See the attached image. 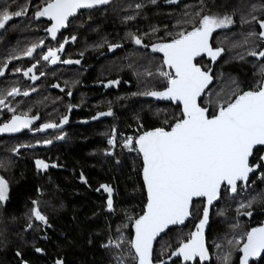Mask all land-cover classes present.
<instances>
[{
	"label": "snow or ice",
	"instance_id": "obj_1",
	"mask_svg": "<svg viewBox=\"0 0 264 264\" xmlns=\"http://www.w3.org/2000/svg\"><path fill=\"white\" fill-rule=\"evenodd\" d=\"M156 2L157 0H151L152 4ZM166 2L177 3V0H166ZM110 3L111 0H43V3L37 6L32 18L35 20L45 18L49 21V25L44 30L52 40H56L57 33L67 28L71 23L70 18L77 17L80 10L97 9ZM135 7L140 9L142 5L136 4ZM28 10L27 3L12 10L10 0H3L0 4V30L7 31L6 26H11L9 22L14 18L26 16ZM253 11H255L254 6ZM234 16L235 10L232 14L206 12L201 0V7L197 11L185 12V19L178 20L177 25H174L177 27L190 24V29L179 27L175 32H167L166 35L170 37L167 41L146 45L142 36L135 33L127 34L135 45L150 47L152 53L162 54V64L155 72L147 69L144 72L148 77L161 78L162 89L152 88L133 95L139 94L170 101L176 104L180 111L172 115L171 123L167 118L163 121L167 127L159 126L139 131L137 135L124 137L122 141L124 149L135 152L142 159L140 171L146 202L142 214L130 216L125 212V220L116 227L117 236L113 238L109 231L106 243L101 245L102 248L112 252L115 264H167L162 258L153 259V243L157 237H160L162 252L165 247L169 249L168 259L177 258L173 264H178L181 259L183 264H204L211 258L205 242V228L209 224L213 202L225 194H231L233 199L246 194L247 188L255 184V181L250 180V174L255 175L257 171L260 173L258 179L264 183V154L259 155L256 161H250V157L255 153L264 152V49L257 51L253 47L247 51L248 56L262 61L261 79L257 81V85L249 90H240L237 84L228 99L216 100L214 103L209 99L207 103L211 105V111L205 106L204 96L205 89L213 80L212 68L196 62L197 57H207L211 63H215L222 56L225 49L214 47L210 41L217 30L228 29L235 24ZM249 17L246 18L242 14L241 22L247 24L255 21L259 25V31L253 29L247 33V37H255L264 44V19H258L251 14ZM124 19L132 20L134 16H127ZM155 31L157 29L154 28L153 32ZM76 39L75 35L71 36L72 41ZM256 40L251 42L255 45ZM67 42L68 38H65L63 43L57 42L58 47H48L46 52L42 51L38 54L40 59L49 65L80 64V60H61L58 55L64 51ZM244 43H249V40L245 39ZM43 45L44 41L39 40L22 51L9 54L6 62L0 66V76L5 75L8 62L23 57L35 59L33 54ZM108 47L109 51H112L121 45L109 44ZM239 58L244 59V56L241 55ZM38 63L39 60L24 70L23 76L33 82L39 79L34 73ZM21 71V68H15V72ZM39 75L44 76L45 73L41 71ZM118 83V80L108 81L104 86ZM233 83L235 84V81ZM52 87L60 86L53 84ZM35 90V88L31 89V91ZM29 94L28 90L21 91L18 87L0 91V108H7V111L12 113L7 122L0 123V133H16L22 129H30L33 122L39 119L37 115L30 116L28 111L17 114L16 108L6 103L8 97L15 98L21 95L27 97ZM67 95L71 96V91ZM72 107L71 104L68 105L69 112ZM112 115L113 112L109 108L108 111L98 112L92 119ZM67 122L68 116L64 115L59 123L45 122L36 130L57 129ZM138 127L142 128V125ZM56 138L64 137L61 135ZM107 142L115 147V129L113 136ZM43 143L48 145L52 141L44 140ZM27 146L21 145V147ZM16 151L18 149H13V152ZM107 154L112 155L110 152ZM35 166L38 171L49 168V164L42 159L35 160ZM4 167L5 165L0 163V168ZM51 167L57 165L52 164ZM80 179L87 183L83 174ZM100 189L107 193V210L114 212L113 188L101 184L97 191ZM9 191V181L4 176H0V203L9 199ZM37 193L42 194L43 190L37 188ZM259 202H264V190L250 194L247 202H241L237 208V215L251 217L253 204ZM31 205L25 231L29 229L42 231L50 228L48 216L42 211V201L39 198L33 199ZM241 209L247 210L241 211ZM194 213L198 218L195 231L189 232L186 239H179L174 249L171 248L170 243L165 245L164 236L169 235L171 226L184 225ZM220 214L223 215L222 212ZM239 227L238 221L231 224V238L225 234L223 245L215 244L217 249L227 248L217 256L219 264H232L233 252L240 253L239 264H250V262L264 264V223L242 233L238 232ZM125 229H130V232L126 234ZM162 233L164 236H161ZM43 251L42 248L35 247V252L42 254ZM16 255L22 257L20 251H17ZM21 264L28 262L22 259ZM55 264H63V261L56 259Z\"/></svg>",
	"mask_w": 264,
	"mask_h": 264
},
{
	"label": "trees",
	"instance_id": "obj_2",
	"mask_svg": "<svg viewBox=\"0 0 264 264\" xmlns=\"http://www.w3.org/2000/svg\"><path fill=\"white\" fill-rule=\"evenodd\" d=\"M165 1L157 0L156 4H152L151 0H111L109 5L86 14L93 21L85 24L91 25L83 28L84 36L89 38L95 35L93 40L96 44L103 42L105 35L109 37L111 44H125L128 72L135 75L132 86L127 91L125 106L115 108L118 113L116 118L99 126L90 124L74 128L75 134H69L61 145L62 150L58 152L63 168L59 167L51 174L38 171L31 162V157L36 156L35 148L26 149L30 157L19 160V153L13 152V149L27 144L29 138L33 137L0 141V163L5 165L0 168V176H4L10 185L9 199L0 203V264H21L22 259L28 264H55L56 259L62 260L63 264H115L112 252L101 245L106 243L109 231L113 238L117 236L116 227L125 220V212L130 216L142 214L146 196L141 180V159L136 153L123 150H110L112 155H106L109 148L106 138L111 132L113 134V129H135L139 132L159 126L167 127L163 121L167 118L171 123L172 115L179 113V109L171 105L156 104L146 100L145 96L133 95L152 88L161 89L163 82L155 76L142 77L146 69L152 71L155 59L147 48L144 51L134 46L127 34L142 36L146 45L167 41L170 39L167 32H175L179 27L190 29V24L177 27L174 25H177L178 20L185 19V12L193 13L201 7V0H182L176 6H163ZM12 2L10 0L11 9L14 10ZM2 3L3 0H0V4ZM136 4H141L142 7L136 9ZM203 5L206 12L212 13L232 14L235 10V24L228 29L217 30L210 41L214 47L225 49L222 56L209 66L213 71L214 83L207 91L204 103L211 111V105L207 103L209 99L213 103L216 100H226L237 84L240 90H249L261 79L262 61H256L247 55V51L253 47L257 51L262 48V44L255 37H247L249 31L259 29L255 21L242 23L240 16L243 14L250 18L251 14L258 19H264V0H203ZM127 16H134V19L126 21L124 18ZM25 27L23 32L11 30V27L4 31L6 36L0 37V50L2 45L12 42V38H26L27 28L30 26ZM154 28L157 31L153 32ZM31 29L32 35L40 34L39 26L32 25ZM19 34L23 36L18 37ZM245 39L249 43L245 44ZM253 40H256L255 45L251 42ZM122 47L117 49L123 50ZM241 55L244 59L239 58ZM201 60V65L210 63L205 57H201ZM136 76H139L138 81ZM39 94L40 90H36L30 98L33 114L41 113ZM261 153H255L251 161H256ZM81 174L87 183L81 181ZM258 174L251 177L250 180L255 181V184L246 194L234 199L230 194L222 195L220 203L212 210L207 235L212 257L210 264H219L217 256L222 250H227L226 247L217 249L215 244L223 245L225 234L231 238V224L238 221V232L242 233L264 223V202L253 204L251 217L237 215L241 202H247L250 194L264 190V183L258 179ZM101 184L109 185L114 190V212H109L106 208L107 193L103 189L97 191ZM37 188L42 189L43 193H37ZM37 198L42 201V211L47 214L51 227L42 231H25L32 207L31 200ZM197 221L194 213L184 228L172 229L168 236H164L163 243H170L174 249L179 239L187 238ZM124 231L128 234L130 229ZM35 247L42 248L43 253L35 252ZM17 251L22 253V257L16 255ZM239 255V252H233L232 264H239ZM168 256L169 249L165 247L162 252V243L159 240L154 249V260ZM178 264H181L180 261Z\"/></svg>",
	"mask_w": 264,
	"mask_h": 264
},
{
	"label": "flooded vegetation",
	"instance_id": "obj_3",
	"mask_svg": "<svg viewBox=\"0 0 264 264\" xmlns=\"http://www.w3.org/2000/svg\"><path fill=\"white\" fill-rule=\"evenodd\" d=\"M12 1V8L14 10L17 9L19 5L26 3L29 5V10L26 16L14 18L13 21H10L9 25H11V28L6 26L7 29L10 28L14 31L18 30L19 32H23L26 30V25L30 27L27 28L28 33L26 38H12V42L8 45L1 46L0 58L2 59H0V66L6 62V57L9 54L22 51L32 43L43 40L44 45L38 48L33 54L35 59L23 57L19 60L8 62L5 75L0 76V91L11 87H18L21 91L28 90L30 92L29 96L24 97L21 95L15 98L8 97L6 103L16 108L17 114L28 111L30 116L37 115L39 121L29 131L15 137L1 138L0 141L16 137L24 139L27 136L28 138L33 137V140L29 138L27 144H25L28 145L27 147L17 148L18 151L16 152L19 153V160H25L26 157H30V153L25 151L26 149L30 150L31 148H35L34 153L36 156L31 157L32 164L36 168L34 161L37 159L44 160L49 164V168L45 170L43 174H51L52 171H57L59 167L63 168L62 164L59 162L58 152L62 150L63 146L61 145L67 140L69 134H75L74 128L86 127L90 124L99 126L104 122H109L112 121L113 118H116L118 113L115 108L116 106H125L127 91L132 86L131 82L134 80L133 77L135 74L131 75V73L128 72L127 59L125 57L126 51L124 48L125 44L121 45V47L123 46V50L115 48L109 51L108 46L111 42L107 35L103 37V42L100 41L96 44L95 40H93L95 35H91L88 38L84 36L85 34L82 32L85 26L91 25L85 24L93 21L91 18L86 17V14L94 11L96 12L106 5L99 6L97 9L92 10H81L77 17L70 19L71 23L67 28L57 33L56 40H52L44 30L50 22L45 18H41L40 20L32 18L37 6L42 4L43 0ZM32 25L39 26L38 30L40 34H31ZM73 35L77 37L75 41L71 40V36ZM4 36H6V34H4V30H1L0 37ZM21 36L23 35H18V37ZM65 38H68V42L65 44L64 51L58 53V55H60L61 60H80V64L66 65L57 63L56 65H49L47 62L40 59L39 53L42 51L46 52L48 47H58L57 42L63 43ZM134 46L142 49V47L135 44ZM147 49L155 59L154 65H158L159 62L162 64V54L152 53L150 47ZM142 50L146 51V48ZM37 60H39V63L37 64V68L34 69V73L39 79L33 82L23 76V71L27 70L31 64L36 63ZM201 61V57L196 58V62L200 63ZM15 68H21L22 71L17 73L15 72ZM41 71L45 73L44 76L39 75ZM117 80L119 81L118 84L108 87L104 86L108 81ZM53 84H58L60 87H52ZM33 88L40 90V114H33L30 106V98L34 93V91H31ZM61 88L64 90L61 91ZM69 91L72 93L71 96L67 95ZM69 104L73 106L70 112L68 111ZM109 108H111L113 112L112 116H102L95 120L92 119L98 112L108 111ZM64 115L68 116V122L61 127L57 129H46L44 131L36 130L45 122L59 123V120ZM11 116L12 113L8 112L7 108H0V123L7 122ZM61 135L64 137L63 139L56 138ZM44 140H51L52 143L45 145L43 143ZM68 143L69 141H67V144ZM106 155L108 154L106 153ZM52 164H56L57 167H51Z\"/></svg>",
	"mask_w": 264,
	"mask_h": 264
},
{
	"label": "water",
	"instance_id": "obj_4",
	"mask_svg": "<svg viewBox=\"0 0 264 264\" xmlns=\"http://www.w3.org/2000/svg\"><path fill=\"white\" fill-rule=\"evenodd\" d=\"M180 1H182V0H177V3H168V2H163L162 3V5L163 6H176ZM82 10H84V9H82ZM81 11V10H80ZM71 19V18H70ZM256 26L258 27V29H259V25L256 23ZM64 29H61L60 30V32L61 31H63ZM1 31V30H0ZM59 33V32H58ZM142 49H145L144 47H142ZM262 49H264V44H262V48H261V50ZM251 59H254V60H256L254 57H252V56H249ZM257 61V60H256ZM211 75L213 76V71H212V73H211ZM214 83V77H213V80H212V82L208 85V88L207 89H205V96L207 95V91L210 89V87L212 86V84ZM204 96V97H205ZM145 99L146 100H148V101H151V102H154V103H156V104H160V105H172L173 107H175V108H177V105L176 104H174V103H172V102H170V101H166V100H157V99H155V98H152V97H148V96H145ZM38 121H39V119H37V120H35L34 122H33V124L31 125V128L35 125V124H37L38 123ZM30 128V129H31ZM30 129H22L21 131H19V132H16V133H0V139L1 138H4V137H15V136H18V135H21L22 133H24V132H26V131H29ZM261 154H264V152H262ZM252 158L253 157H250V161L252 160ZM34 163H35V161H34ZM141 163H142V159H141ZM45 172V170H43L42 171V173H44ZM259 171H257V173H258ZM256 173V174H257ZM253 176V174H250V179H251V177ZM141 180H142V184H143V179H142V175H141ZM222 191H223V188H222ZM145 192V191H144ZM231 195V194H230ZM145 196H146V193H145ZM232 196V195H231ZM220 201H221V198L219 199V200H217V201H214L213 202V206L210 208V220H209V224L206 226V228H205V242H206V246L208 247V242H207V235H208V232H209V229H210V221H211V212H212V210L220 203ZM191 219H192V216H190L186 221H185V224L184 225H179V226H171L172 227V229H176V228H184L190 221H191ZM198 222V221H197ZM196 222V223H197ZM195 223V224H196ZM167 231V230H166ZM192 231H195V225H194V227H193V229H192ZM161 236H164V234L162 233L161 234ZM160 240V237H157V240L156 241H154V243H153V247H154V249H155V246H156V244L158 243V241ZM209 249V248H208ZM209 252H210V250H209ZM210 256H211V252H210ZM154 259V258H153ZM164 260H166L167 261V264H172L173 263V261H177V258L176 257H172V259L171 260H169L168 259V257H166V258H164ZM211 261H212V257L210 258V260H208V261H205L204 262V264H210L211 263ZM180 263L181 264H183V261H182V259L180 260ZM252 263H256V262H250V264H252Z\"/></svg>",
	"mask_w": 264,
	"mask_h": 264
},
{
	"label": "built area",
	"instance_id": "obj_5",
	"mask_svg": "<svg viewBox=\"0 0 264 264\" xmlns=\"http://www.w3.org/2000/svg\"><path fill=\"white\" fill-rule=\"evenodd\" d=\"M137 134H138V132L135 131V129L134 130H130V131H118V130H115V141H116L115 147L110 146L108 144V142H106V144L108 145V147L110 148L111 151H114V150H117V151H119V150L127 151L126 149H124L122 147V141H123L124 137H127V136H135ZM112 136H113V134L111 135V137ZM258 175H260V173ZM249 188H251V187H249ZM249 188H247L246 193L248 192V189Z\"/></svg>",
	"mask_w": 264,
	"mask_h": 264
},
{
	"label": "rangeland",
	"instance_id": "obj_6",
	"mask_svg": "<svg viewBox=\"0 0 264 264\" xmlns=\"http://www.w3.org/2000/svg\"><path fill=\"white\" fill-rule=\"evenodd\" d=\"M127 56V55H126ZM127 58V57H126ZM206 59H208L207 57H205ZM219 59V58H218ZM217 59V60H218ZM209 60V59H208ZM154 62H155V60H153ZM128 62V61H127ZM210 62V61H209ZM159 65H160V63H158ZM212 64H214V63H209V65L207 64H205V63H202V65L204 66V67H209L210 65H212ZM159 65H154L153 66V69H151L153 72H155V70H156V68L159 66ZM127 66H128V63H127ZM142 77H144V74H143V76ZM135 79L137 80V79H139V76H136L135 77ZM111 134H112V132L108 135V137L106 138V142L108 141V139L111 137ZM110 152V149L109 148H107V150H106V153H109ZM111 153V152H110Z\"/></svg>",
	"mask_w": 264,
	"mask_h": 264
}]
</instances>
